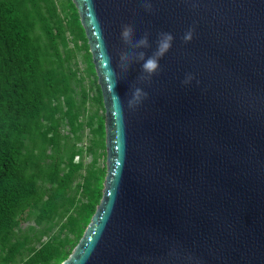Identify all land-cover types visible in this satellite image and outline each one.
Masks as SVG:
<instances>
[{
    "label": "water",
    "instance_id": "1",
    "mask_svg": "<svg viewBox=\"0 0 264 264\" xmlns=\"http://www.w3.org/2000/svg\"><path fill=\"white\" fill-rule=\"evenodd\" d=\"M71 1L102 96L104 173L60 264H264V0ZM124 25L150 47L125 44ZM160 32L174 39L151 80L135 57L119 66L152 55ZM135 87L148 95L130 108Z\"/></svg>",
    "mask_w": 264,
    "mask_h": 264
},
{
    "label": "rangeland",
    "instance_id": "2",
    "mask_svg": "<svg viewBox=\"0 0 264 264\" xmlns=\"http://www.w3.org/2000/svg\"><path fill=\"white\" fill-rule=\"evenodd\" d=\"M71 3L37 0L52 38L37 22L32 30L37 37L34 46L39 48L44 66L57 77L63 73L67 87L57 85L59 91L47 98L44 111L22 137L21 159L30 161L40 201L30 199L18 213L8 244L22 245L9 261L4 260L6 249L0 248V264H25L33 250L47 242L66 253V259L102 196L105 112L85 32ZM63 175L67 176V186L55 195V179ZM96 186L101 192L97 202L93 199ZM49 196H55L54 208L42 216L41 203ZM90 203L95 205L93 211H88ZM61 262L54 259L48 264Z\"/></svg>",
    "mask_w": 264,
    "mask_h": 264
},
{
    "label": "trees",
    "instance_id": "3",
    "mask_svg": "<svg viewBox=\"0 0 264 264\" xmlns=\"http://www.w3.org/2000/svg\"><path fill=\"white\" fill-rule=\"evenodd\" d=\"M37 6V0H0V248L7 251L5 261L11 260L22 245L8 244L18 213L30 199L40 201L30 161L21 159L22 137L44 111L47 98L59 91V84H65L61 89L67 87L63 73L57 77L44 66L39 48L34 46L37 37L32 30L37 22L46 36L52 38L49 24ZM71 6L74 7L72 3ZM66 179V175L55 179V195L65 190ZM100 194L96 186L93 189L96 202ZM54 197L42 201V216L54 208ZM87 207L93 211L95 205L90 203ZM57 252L56 246L47 242L33 250L25 264L63 261L67 254L59 252L57 256Z\"/></svg>",
    "mask_w": 264,
    "mask_h": 264
},
{
    "label": "clouds",
    "instance_id": "4",
    "mask_svg": "<svg viewBox=\"0 0 264 264\" xmlns=\"http://www.w3.org/2000/svg\"><path fill=\"white\" fill-rule=\"evenodd\" d=\"M145 7L147 9H151L150 4H145ZM133 35H134V29L129 25H124L121 30V38L124 41L125 44L129 45L130 47H133L135 49H142V48H149V39L148 34L146 33L144 36H142L140 39L133 42ZM193 36V30L189 29L185 35L183 36V40L185 42L190 41ZM174 37L170 32H160L158 33V38L156 41V49L152 53V55L146 57V53L144 51H138L134 53H121V61L123 62L121 65H119L124 71H127L128 68V62L135 57L137 61H142L141 69H142V75L139 77L140 80H151L153 74H156L160 69L159 60L162 58L168 50L172 46V41ZM113 75L115 73L113 72ZM193 79V76L191 74H188L183 81V83L187 84ZM147 93L143 91L140 87H135L131 98L128 100V106L130 108H134L138 104L141 103V101L147 97Z\"/></svg>",
    "mask_w": 264,
    "mask_h": 264
}]
</instances>
